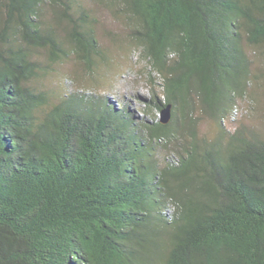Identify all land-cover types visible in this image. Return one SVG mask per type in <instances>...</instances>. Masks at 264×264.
Returning a JSON list of instances; mask_svg holds the SVG:
<instances>
[{
	"label": "trees",
	"instance_id": "trees-1",
	"mask_svg": "<svg viewBox=\"0 0 264 264\" xmlns=\"http://www.w3.org/2000/svg\"><path fill=\"white\" fill-rule=\"evenodd\" d=\"M96 5L161 79L143 117L39 83L108 63ZM256 61L264 0H0V264H264V127L225 125L262 95Z\"/></svg>",
	"mask_w": 264,
	"mask_h": 264
},
{
	"label": "rangeland",
	"instance_id": "rangeland-1",
	"mask_svg": "<svg viewBox=\"0 0 264 264\" xmlns=\"http://www.w3.org/2000/svg\"><path fill=\"white\" fill-rule=\"evenodd\" d=\"M99 14L97 24V34L101 45L110 51L112 55L107 64H101L95 68L94 76L87 72L85 63L74 57L67 62L56 65L55 72L49 73L40 78L39 83L50 89H56L57 86H63L69 90L77 89L80 86L85 89L97 91L98 93L109 94L111 99L116 100L123 96H128L130 104L135 109L138 117H143L144 103L141 97H147L151 94V90L156 88L161 90L159 84L161 79L155 77L156 84L151 82L149 74L148 62L140 55L137 49H129L127 47L128 29L124 22L114 17L112 12L96 5ZM125 46V49L122 47ZM38 57L45 58L44 53H39ZM106 62V61H104ZM256 64L264 67L260 61ZM256 67V65H254ZM254 67V68H255ZM80 77V81H73L72 77ZM153 76H157L156 73ZM70 77V78H67ZM139 95L134 97L132 94ZM262 93L259 100L252 97L239 99L238 110L234 116L230 118L225 125L234 130L237 125L249 123L251 125H261L264 127V86L259 90ZM157 115L159 116L158 112ZM150 117V116H149ZM151 118V117H150ZM217 125L210 120H205L202 124V132H206L213 137Z\"/></svg>",
	"mask_w": 264,
	"mask_h": 264
},
{
	"label": "water",
	"instance_id": "water-1",
	"mask_svg": "<svg viewBox=\"0 0 264 264\" xmlns=\"http://www.w3.org/2000/svg\"><path fill=\"white\" fill-rule=\"evenodd\" d=\"M172 105L169 104L168 106L163 107L162 111L159 114L160 120L163 123H167L168 121H170L171 117H172Z\"/></svg>",
	"mask_w": 264,
	"mask_h": 264
},
{
	"label": "bare ground",
	"instance_id": "bare-ground-1",
	"mask_svg": "<svg viewBox=\"0 0 264 264\" xmlns=\"http://www.w3.org/2000/svg\"><path fill=\"white\" fill-rule=\"evenodd\" d=\"M124 97V96H123Z\"/></svg>",
	"mask_w": 264,
	"mask_h": 264
}]
</instances>
